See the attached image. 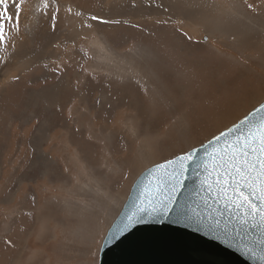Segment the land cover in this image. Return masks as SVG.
Here are the masks:
<instances>
[{
  "label": "rangeland",
  "instance_id": "obj_1",
  "mask_svg": "<svg viewBox=\"0 0 264 264\" xmlns=\"http://www.w3.org/2000/svg\"><path fill=\"white\" fill-rule=\"evenodd\" d=\"M54 1L24 0L0 45V264H98L145 169L264 100V0H185L175 15L134 0L137 16L119 0L57 16ZM75 14L87 23L70 36Z\"/></svg>",
  "mask_w": 264,
  "mask_h": 264
},
{
  "label": "water",
  "instance_id": "obj_2",
  "mask_svg": "<svg viewBox=\"0 0 264 264\" xmlns=\"http://www.w3.org/2000/svg\"><path fill=\"white\" fill-rule=\"evenodd\" d=\"M207 40V36L202 39L203 42ZM261 105L264 100L234 125ZM212 140L214 138L209 141ZM209 141L193 148L200 149L198 157L205 158L204 147ZM166 162L148 167L136 178L103 237L98 264H258L242 251L249 236L243 233L239 221L212 193L200 189L199 179L193 171H189L184 188L175 197L174 212L164 219L156 217L152 220L146 216L145 219L151 222L136 224L130 231L108 242L114 227L126 216L136 213L150 201L166 202L172 172L171 167H161Z\"/></svg>",
  "mask_w": 264,
  "mask_h": 264
},
{
  "label": "snow or ice",
  "instance_id": "obj_3",
  "mask_svg": "<svg viewBox=\"0 0 264 264\" xmlns=\"http://www.w3.org/2000/svg\"><path fill=\"white\" fill-rule=\"evenodd\" d=\"M23 2L12 4L15 8L13 15L9 14L8 0H0V45L5 43L6 33H10L13 27L19 31L20 5ZM42 3L46 9L47 0H42ZM199 151L193 149L162 165L165 169L172 168L166 202L150 201L136 213L126 216L114 227L108 242L130 231L136 224L151 222L145 219L146 216L152 220L156 217L164 219L174 212L175 197L184 188L189 171H193L199 179L200 189L212 193L239 221L243 233L249 236L242 250L244 254L258 264H264V105L209 141V145L204 147L205 158L198 157ZM204 199L206 201L207 196ZM193 213L198 215L195 210Z\"/></svg>",
  "mask_w": 264,
  "mask_h": 264
},
{
  "label": "bare ground",
  "instance_id": "obj_4",
  "mask_svg": "<svg viewBox=\"0 0 264 264\" xmlns=\"http://www.w3.org/2000/svg\"><path fill=\"white\" fill-rule=\"evenodd\" d=\"M119 1H120L119 2V9L121 11L120 14H124L125 16H127L131 13L134 16H137L135 13H140L139 7L138 8L133 7V9L131 8L132 2H134V0H119ZM173 2H174V0H147L146 2L140 4V9L143 12H144V10L147 9V12L149 13V14L147 13L148 15H154V14H157V15L162 14L163 15V14H167V13L172 14V15H175L178 13L187 14V11L189 14V12L191 10V8H189L190 4L185 2V0H177L175 3H173ZM115 8H116V6H115ZM117 8H118V5H117ZM145 13H146V11H145ZM146 17H148V16H146ZM74 19H75L74 21L71 19L72 21L70 22L71 23L70 36H74V34L76 32H79L80 29L87 23L86 22L87 19L82 17V16L79 18V16L77 15ZM71 38H73V37H71ZM28 62H29V68H30L31 66H33L34 64H36L40 61H38V59H29ZM19 63L22 67L21 61ZM26 68H27V65H26ZM11 71L12 70L7 68L8 73H13ZM25 71H28V70H25ZM5 73H6V71H4V74H3L4 77H5ZM6 79L9 80L10 78H6ZM4 84H5V82H4Z\"/></svg>",
  "mask_w": 264,
  "mask_h": 264
},
{
  "label": "crops",
  "instance_id": "obj_5",
  "mask_svg": "<svg viewBox=\"0 0 264 264\" xmlns=\"http://www.w3.org/2000/svg\"><path fill=\"white\" fill-rule=\"evenodd\" d=\"M62 1H64V0H55L54 4L52 5V8H51L53 11L49 10L50 13L55 14L57 16H60V14L64 13L65 8H68L71 10H75L77 13L80 14L81 11L78 8V3L76 4L77 0H66L67 2H64V3ZM96 1L97 0H95L94 2L96 3ZM20 8H21V10H23V8L21 6H20ZM10 9L15 10V8H13V7H11ZM77 15L78 14H75V17ZM69 24H71V23H69ZM54 32H56V31H54ZM71 39L73 40L74 38H71Z\"/></svg>",
  "mask_w": 264,
  "mask_h": 264
}]
</instances>
